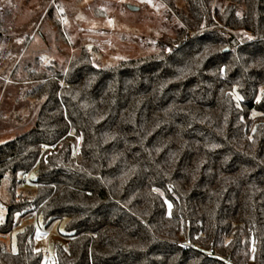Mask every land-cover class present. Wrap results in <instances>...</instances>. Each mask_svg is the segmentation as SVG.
<instances>
[{"label":"trees","instance_id":"trees-1","mask_svg":"<svg viewBox=\"0 0 264 264\" xmlns=\"http://www.w3.org/2000/svg\"><path fill=\"white\" fill-rule=\"evenodd\" d=\"M162 1L178 22L155 52L26 67L39 108L0 144V234L67 218L55 264H264V0ZM35 233L0 264H41Z\"/></svg>","mask_w":264,"mask_h":264},{"label":"rangeland","instance_id":"rangeland-1","mask_svg":"<svg viewBox=\"0 0 264 264\" xmlns=\"http://www.w3.org/2000/svg\"><path fill=\"white\" fill-rule=\"evenodd\" d=\"M169 11L162 0H0V144L27 131L38 111L39 102L29 95L36 83L26 67L36 72H49L50 65L66 68L87 44L97 47L93 58L99 65L155 52L161 35L173 36L178 22ZM21 177L27 180L18 192L33 195L36 169ZM9 198L3 186L0 223ZM16 222L11 233L0 234V241L16 252L18 233L35 225L34 245L44 252L41 264H55V245H68V219L46 225L41 215L30 213L17 215Z\"/></svg>","mask_w":264,"mask_h":264},{"label":"built area","instance_id":"built-area-1","mask_svg":"<svg viewBox=\"0 0 264 264\" xmlns=\"http://www.w3.org/2000/svg\"><path fill=\"white\" fill-rule=\"evenodd\" d=\"M46 257H47V258H50V254H49V252H47Z\"/></svg>","mask_w":264,"mask_h":264}]
</instances>
